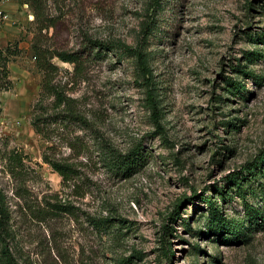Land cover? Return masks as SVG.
Returning a JSON list of instances; mask_svg holds the SVG:
<instances>
[{"label": "rangeland", "instance_id": "1", "mask_svg": "<svg viewBox=\"0 0 264 264\" xmlns=\"http://www.w3.org/2000/svg\"><path fill=\"white\" fill-rule=\"evenodd\" d=\"M46 1L42 30L28 6L30 45L14 58L12 89L0 95V188L18 264H264V192L240 176L264 155V0H165L146 46L162 131L141 72L117 48L135 47L149 0ZM88 38L102 50L85 49ZM35 48L85 126L57 115L49 99L47 138L35 133L42 81ZM98 143L119 155L139 146L144 163L125 179L104 165ZM13 150L27 157L22 179L3 171ZM43 153L73 164L70 187ZM57 200L63 212L53 211ZM208 201L237 224V241L234 232L226 239L208 231L216 215ZM98 218L125 225L99 235L91 225Z\"/></svg>", "mask_w": 264, "mask_h": 264}, {"label": "trees", "instance_id": "2", "mask_svg": "<svg viewBox=\"0 0 264 264\" xmlns=\"http://www.w3.org/2000/svg\"><path fill=\"white\" fill-rule=\"evenodd\" d=\"M2 1V0H0ZM21 4H25L31 8L33 14L35 16V21L41 24V30L44 27L43 23L45 21V6L46 0H17ZM165 0H149L146 8V12L144 15L143 22L140 26L139 36L137 38V42L135 47L126 46V45H118L117 48L122 50L124 54L128 55L135 61L136 67L138 71L141 72L144 81L146 82V86L148 87L147 93V106L151 111L153 123L159 131H162L163 128L159 123V111L156 105V95L155 89L152 88V77L150 76L148 65H147V56L148 52L146 50V46L149 43V40L152 39L155 34L159 31L157 18L160 14H162L163 4ZM86 48L89 50H102L103 44L96 40H91L90 38L85 40ZM34 49V48H33ZM21 50L18 49L17 43L9 44L7 47L0 49V94L3 92H8L13 87V81L11 78V72L9 70V64L14 61V58L20 56ZM35 53L39 57L37 62V67L42 72V81H41V90L39 93V98L36 103L32 107L31 113V125L35 130L37 135H40L43 138H47L45 134V127L48 122V118H44V112L46 109L45 101L49 99H53V110H59L57 115L63 114V118L69 123L82 124L86 125V121L75 111L73 106L74 101L69 98L64 91L60 90L57 86L53 84L54 74L56 68L49 63L45 54L39 49L35 48ZM55 56L64 63H69L72 65H76L77 58L74 56L67 55L66 53H58ZM230 88L237 92L241 89V85L238 83H234L229 80ZM0 113H1V100H0ZM100 145V150L102 151L103 163L104 165L111 166L114 170L118 171L123 175V177L129 178L132 174V171L141 163H144V157L141 156V150L138 147H134L128 153L124 155H119L116 152L111 150H106L103 144L98 143ZM4 159L3 171L8 174L11 178H23V175L26 174L27 169L25 168V160L27 157L17 150H13L8 153ZM42 159L44 163L48 164L54 172H56L61 178L63 182V186L70 187L69 183L75 177L76 169L73 164H70L65 161H61L58 159L51 158L46 153H43ZM244 173L248 174L249 179H244L247 181L253 180L258 183L259 190L264 192V155L257 157L252 165L249 166L247 164L243 168ZM75 186V185H74ZM233 186L236 188V191H239L240 198L245 200V195L243 193V188L241 186V181H238L235 178ZM219 198L223 201L226 199V195L223 193L218 194ZM62 202L59 200L56 201V204L51 205L53 211L56 213L63 212V205H60ZM210 203V212L212 214L213 220H210L209 226L207 227L210 233H213L216 230L217 236L220 238H226L224 236L225 232L232 233L234 232V238L231 240L232 242L237 241L240 238V235L235 232L236 223L232 220L229 221L222 214H220L216 208V205ZM250 218H254L258 213L255 211H251ZM10 221H11V212L9 208L8 198L4 191L0 188V264H18L16 261L11 248H10ZM118 219H92L91 225L95 227L97 233L101 235L102 233L109 234L112 230L117 231L118 225L119 227H123L125 224H119ZM112 233V232H111ZM226 234V235H227ZM229 239V238H226ZM172 252H166V257L171 258ZM118 264H131L130 258L122 260Z\"/></svg>", "mask_w": 264, "mask_h": 264}, {"label": "crops", "instance_id": "3", "mask_svg": "<svg viewBox=\"0 0 264 264\" xmlns=\"http://www.w3.org/2000/svg\"><path fill=\"white\" fill-rule=\"evenodd\" d=\"M0 14L6 15L5 20L0 17V49L17 43L18 49L23 51L21 53L23 55L29 48L32 38L31 24L27 19L30 14L28 6L25 7V4H21L17 0H3L0 1ZM12 64L13 62L9 64L10 72Z\"/></svg>", "mask_w": 264, "mask_h": 264}, {"label": "built area", "instance_id": "4", "mask_svg": "<svg viewBox=\"0 0 264 264\" xmlns=\"http://www.w3.org/2000/svg\"><path fill=\"white\" fill-rule=\"evenodd\" d=\"M3 1V0H2ZM7 1V0H6ZM27 5H25L26 7ZM0 17L2 20H5L6 19V15L5 14H0ZM27 18L30 20V19H33V17L31 15H28Z\"/></svg>", "mask_w": 264, "mask_h": 264}]
</instances>
